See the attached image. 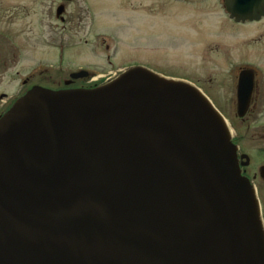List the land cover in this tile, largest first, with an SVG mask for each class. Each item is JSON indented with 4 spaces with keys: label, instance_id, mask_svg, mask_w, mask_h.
<instances>
[{
    "label": "water",
    "instance_id": "water-1",
    "mask_svg": "<svg viewBox=\"0 0 264 264\" xmlns=\"http://www.w3.org/2000/svg\"><path fill=\"white\" fill-rule=\"evenodd\" d=\"M255 202L222 117L183 80L132 67L33 89L0 119V264H264Z\"/></svg>",
    "mask_w": 264,
    "mask_h": 264
},
{
    "label": "rangeland",
    "instance_id": "rangeland-1",
    "mask_svg": "<svg viewBox=\"0 0 264 264\" xmlns=\"http://www.w3.org/2000/svg\"><path fill=\"white\" fill-rule=\"evenodd\" d=\"M193 1L195 4L186 6L177 0H88L96 16H99L96 28L91 32L92 35L97 32L101 38V46L99 52L95 54L97 57L94 61L90 43L83 45L80 41L81 38H88L86 35L83 37V31L70 29L65 33V37H62L59 29L53 26L55 25L53 19L47 20L48 7H52L51 13L54 15L56 7L54 0H0V12L14 8L19 14L15 25H8V22H5L4 27H0V35L5 37L3 44L5 51L11 49L8 46H14L17 52L16 65L12 61V55L10 59L7 58L0 95H6L4 102H12L19 94L17 92L21 79L28 73L37 72L39 69L58 68L59 65L54 64L60 62V56L57 54V58L55 54L60 50L61 44L63 68L66 70L87 68L94 71L102 76V79L98 80L101 85L107 84L121 71L135 66L167 78L186 80L195 84L193 79L202 78L206 64L198 60L200 46L199 43L194 46L191 41L189 26L196 24L197 29H201L198 32L202 36H196V41L203 42L209 40L212 32H215L210 30H217L216 26L220 23L223 25L217 27L222 25L220 28L223 27V30L229 29V22H225V16L222 17L216 11L221 7L219 1ZM208 8H213L216 12L213 15H198L196 22L184 12L186 10L190 11V14L193 12L200 14L213 11ZM146 9H155L158 12L160 9H168L166 11L169 15L166 18H145L140 14L145 13ZM173 10H178V14L172 15ZM64 43H67L68 49L65 48ZM52 46H58V49L55 50ZM106 46L109 49H106ZM205 85L201 82L198 87L211 99V93ZM217 110L231 127L233 137L238 129L234 113L224 111L220 107ZM249 147L258 149L264 147V144L251 143ZM253 159V166L258 168L262 159L258 155ZM249 183L257 192L261 205V219L264 222V184L259 179Z\"/></svg>",
    "mask_w": 264,
    "mask_h": 264
},
{
    "label": "flooded vegetation",
    "instance_id": "flooded-vegetation-1",
    "mask_svg": "<svg viewBox=\"0 0 264 264\" xmlns=\"http://www.w3.org/2000/svg\"><path fill=\"white\" fill-rule=\"evenodd\" d=\"M177 1L186 6L191 3L195 4L193 0ZM217 1H219L221 7L217 8L216 11L219 12V15L225 16V22H229V29L223 30V27L220 28L223 23H220L222 25L220 27H217L220 24L217 25V30H210L215 32H212L209 40L197 42L196 36H202L198 32L201 29H197L196 24L189 26L191 41L194 46H197V43L200 46L197 54L198 60L206 64L204 66L205 72L201 75L202 78L193 79L195 84L192 83L200 90L201 88L198 85L201 82L206 84L205 86L212 96L210 99L212 104L216 108L220 107L224 111L234 113L238 129L236 134L233 137L231 136V142L237 148L236 154L240 173L248 181L254 182L259 179L264 184V179L260 177V169L264 168V147L258 149L257 147H249L251 143L264 144V15L255 21L236 22L230 18L229 13L226 11L224 0ZM54 2H56L54 15L51 13L52 7H48L47 20L53 19L55 22L53 26L59 29L62 37H65V33L70 29L75 28L83 31V37L86 35L88 38H81L80 41L83 45L90 43L92 59L95 61L97 57L95 54L99 52L101 46V38L97 32L93 35L91 32L96 28L99 16H96L88 0H54ZM204 3L202 2V4ZM166 10L168 9H160V12H158L155 9H146L144 10L145 13L139 14L145 18H166L169 15ZM216 11L213 9V11H207L206 13L193 12L190 14V11L184 10L190 18H193L194 22H196L198 15H213ZM177 12L179 11L173 10L171 14L176 15ZM7 14L9 15L7 16ZM18 18L19 14L15 12L14 8L7 9L5 12L1 11L0 27H4L5 22H8V25H15ZM4 38V35H0V86L3 85L6 63L10 59V55H12L14 65L17 61V52L14 46H8L11 49L8 52L5 51ZM65 46L68 49L67 43ZM52 48L57 50L58 46H52ZM106 49H109L108 46H106ZM57 52L55 56L58 58L57 54H59L60 62H55L54 65H59L58 68H53V70L48 68L47 70L39 69L37 72L28 73L27 76L21 79L17 92L19 94L12 102H4L6 95H0V119L19 98L33 89L58 91L88 89L99 85L98 80L102 79V76L94 71L87 68H77L75 70L63 68L62 44ZM80 72H86L87 76L78 79L71 78L73 74ZM206 77H208L207 80ZM255 155L262 159V163L258 168L253 166Z\"/></svg>",
    "mask_w": 264,
    "mask_h": 264
},
{
    "label": "bare ground",
    "instance_id": "bare-ground-1",
    "mask_svg": "<svg viewBox=\"0 0 264 264\" xmlns=\"http://www.w3.org/2000/svg\"><path fill=\"white\" fill-rule=\"evenodd\" d=\"M223 119V118H222ZM223 123H225V125H226V121L223 119ZM227 127V126H226ZM228 130V129H227ZM229 133V132H228ZM258 203L257 202H255V205L257 206V213H258V205H257Z\"/></svg>",
    "mask_w": 264,
    "mask_h": 264
}]
</instances>
